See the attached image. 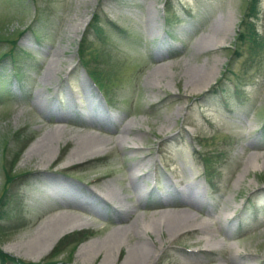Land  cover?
<instances>
[{
    "label": "rangeland",
    "instance_id": "374dc122",
    "mask_svg": "<svg viewBox=\"0 0 264 264\" xmlns=\"http://www.w3.org/2000/svg\"><path fill=\"white\" fill-rule=\"evenodd\" d=\"M246 4L0 0L3 252L20 264L36 262L25 251L27 242L52 218L69 215L88 227L72 230H84L85 236L77 233L66 244L63 261L73 264H104L107 257L108 264H125L138 243L161 251L151 264H264V50L254 54L244 42L238 55L231 52ZM258 8L254 28L264 39V0ZM229 18L233 33L215 50L205 49L207 37L226 29ZM86 19L85 28L77 30ZM4 37L20 38L21 48ZM82 44L86 70L79 61ZM158 68L166 74L155 82ZM213 69L215 80L199 89L196 80ZM218 79L223 90L214 92ZM131 120L136 122L123 145L117 140ZM59 126L62 136L54 134ZM91 135L110 139L107 151L66 166L79 144L83 151L90 148L81 137ZM47 136L58 141L52 160L44 158L47 143L37 144ZM134 169L137 176L131 175ZM9 171L26 177L6 184ZM109 186L130 209L117 200L109 207L95 195H109ZM190 197L197 207L185 202ZM169 217L187 219L194 228L172 234ZM117 231H126L125 241L113 237ZM209 231L214 236L207 240ZM181 245L211 252L183 254L176 247Z\"/></svg>",
    "mask_w": 264,
    "mask_h": 264
},
{
    "label": "bare ground",
    "instance_id": "6f19581e",
    "mask_svg": "<svg viewBox=\"0 0 264 264\" xmlns=\"http://www.w3.org/2000/svg\"><path fill=\"white\" fill-rule=\"evenodd\" d=\"M153 14H155V13H153ZM152 16L153 15H151V14L149 15L148 21H150L149 23H150V27H151L152 31L156 32L157 31L155 28L156 24H154V20H153ZM232 20L233 19H230V18L228 19L226 29H223V30L220 29L219 31H214L212 34H210L207 37V45L208 46L205 49L211 50V49L217 48V47H219L225 43V39H226L225 36L228 35L230 32L233 33L235 22H232ZM87 22H88V19L81 22L77 30H79V31L83 30L85 28V25ZM219 33H222L223 36H218ZM50 65L53 66V68H51L52 72L54 70H57L56 69V62L54 60H52V63ZM161 69L162 68H158L153 73L155 82L161 80L160 74L163 73V71L160 72ZM48 70H50V67ZM46 74L48 75V73H46ZM165 74L166 73L164 72L161 75V77H164ZM216 74H217V70L215 71L213 69V70L205 73L203 75L204 77L202 79L201 78L197 79L196 80L197 84L196 83L195 84L197 85V87L199 89L204 90V89L208 88L209 85L215 80ZM49 78H51V77H49ZM135 122L136 121L131 120L130 122H128L127 125L124 126V128L121 132V135L118 137V140H117L119 143H121V144L126 143L127 139H129V137L127 135L129 128H131V126H134ZM55 133H57V135L62 136L64 134V128L59 126L58 128H56L54 134ZM81 139L82 140L87 139L85 142L89 141L90 144L88 147H90V148L87 147L88 149L87 150L85 149V151H83L84 146L83 145L81 146L79 144V146L76 148V150H74V152L70 155L69 160L66 163V166H70V165H73L75 163L83 162L88 157H93V156L103 154L104 152L107 151V144L111 141L110 139H105V138L100 137L98 135H91V137H87V138L81 137ZM45 142L47 143L48 147H47V151L45 152V154L47 156L45 155L44 158L45 159L48 158V159L52 160L55 158V155L58 152V141H57V139L56 140H54V139L50 140V137L47 136V137H44L41 141H39L37 144L41 145V143H42V145H44ZM37 144L34 146L36 147ZM33 147H31V148L33 149ZM32 149H31V152L33 151ZM252 157L256 158L257 156L253 155ZM131 175L137 176L138 171L136 169H134L132 171ZM141 175H143V174H141ZM112 186H109V189H108L109 195H107V196H109L112 200L119 201L122 205H124L123 207H125L127 210L129 208V206H127V204H126L127 202H126V200H124L125 197L117 196L119 193L117 194L115 188ZM193 197L195 200L197 199L195 196H193ZM194 199H192L190 197V199L189 198L185 199V202L197 207L198 201H195ZM167 220L169 223V230L168 231L172 234L181 233L187 229L194 228L193 226L188 225L189 222H187V219H184L183 221L180 220L181 221L180 222V221L172 220L169 217ZM154 222L156 223L158 221H154ZM154 222L152 221L151 224H153ZM205 224L207 225L208 223L205 222ZM86 225H87V223H85L84 221H80V219L75 217V216L71 217L69 215H64V216H62V219L54 217L38 229V231L36 232V235L29 242H27L28 245H26V246H30V247L26 248L25 251H26V253H29V255L35 256L36 258L40 259L43 256H45L53 248V246L56 244L58 239L63 234L67 233L68 231L74 230V229H81V228L85 227ZM200 225H201V223H200ZM121 232H118V235L117 234L113 235L114 238L116 237L117 241H125L126 231H121ZM212 232L213 231H209V233H208L209 235L206 237L207 240L209 237L214 236ZM111 240L113 241L112 237H111ZM117 244H119V242ZM108 245H109V243H108ZM108 245L105 244V248L107 247L106 248L107 252L109 249ZM22 246H23V244H22ZM213 246H215V244ZM99 250L101 251L100 248H97L96 253H98ZM153 251L154 250H152V248L150 249L148 245L138 243L137 245L131 247L125 264H151L150 259H152V257L158 256V254L153 252ZM82 257L86 260H91L92 256L90 254H84L83 253ZM107 261H108V257L104 260V264H108Z\"/></svg>",
    "mask_w": 264,
    "mask_h": 264
},
{
    "label": "trees",
    "instance_id": "16d2710c",
    "mask_svg": "<svg viewBox=\"0 0 264 264\" xmlns=\"http://www.w3.org/2000/svg\"><path fill=\"white\" fill-rule=\"evenodd\" d=\"M259 0H247V4H246V8L245 11L242 15V19L240 21V25H239V29L238 32L236 34L235 37V45H234V49L231 51L232 52V56L238 55L239 52V45L243 44L244 42L250 44V48L252 49V51L254 52V54H256L260 49L263 48L264 50V39L261 38L257 32V30H255L254 28V22L255 20L258 18V12H259ZM19 32V31H18ZM6 40L8 43H10L11 41L13 42V44H16V41H13L14 39L11 38H1ZM16 46V45H15ZM84 52V45L82 44V46H80V56L82 58V54ZM4 55V54H3ZM232 59V57L230 58ZM83 61V59H82ZM229 65H226V69L227 71H229ZM17 77V75H16ZM223 77L225 78V74L223 75ZM222 79H218L216 86H214L213 90L214 92L216 91H222L223 88L220 84ZM207 168V166H206ZM206 172H208V169L206 170ZM13 174V176L11 175ZM19 172H6L5 173V182L6 184H12L17 177L19 176ZM16 177V178H14ZM7 188L5 187V190ZM3 201L2 199L0 200V206L2 205ZM1 217V215H0ZM62 252V248H61V243L58 244L53 251L50 253V255L45 258L44 260H42L41 263H30V262H24L22 264H54L55 262H51V258L56 257L57 255H59ZM21 261H19L18 259L4 253L1 248H0V264H14V263H18L20 264Z\"/></svg>",
    "mask_w": 264,
    "mask_h": 264
}]
</instances>
